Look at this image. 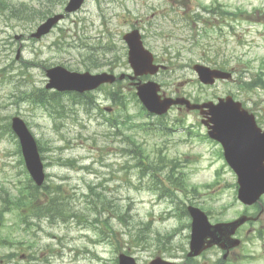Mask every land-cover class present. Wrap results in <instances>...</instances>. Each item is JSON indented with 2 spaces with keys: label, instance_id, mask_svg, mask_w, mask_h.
Here are the masks:
<instances>
[{
  "label": "rangeland",
  "instance_id": "obj_1",
  "mask_svg": "<svg viewBox=\"0 0 264 264\" xmlns=\"http://www.w3.org/2000/svg\"><path fill=\"white\" fill-rule=\"evenodd\" d=\"M4 1L26 2L31 9L49 2ZM52 1L53 13H59L69 0ZM218 7L237 14H221ZM43 20L10 16L0 1V211L6 206L0 264H117L120 252L140 264L160 254L179 263L218 264L222 250L186 259L187 207H202L212 222L237 218L243 207L237 175L221 145L206 138L200 114L173 107L164 116L153 115L129 80L94 91L93 107L70 94L53 97L46 68L132 73L123 36L137 27L145 45L169 65L155 76L162 93L175 95L185 82L181 93L201 101L231 94L264 128V88L239 87L243 76L264 78V0H86L49 34L32 38ZM227 59L235 80L200 82L195 63L216 67L213 63ZM43 88L48 101L36 102L31 95ZM113 90L123 93L121 105L112 99ZM16 115L44 148L46 185L63 192L70 211L65 219L30 216L27 225L20 217L28 209L15 201L35 190L11 129ZM141 148L150 154L142 160L149 167L159 162L158 171L139 165ZM91 186L100 196L92 195ZM255 226L262 233H250L251 243L237 250L238 264H264V217ZM167 235L170 240H161Z\"/></svg>",
  "mask_w": 264,
  "mask_h": 264
},
{
  "label": "water",
  "instance_id": "obj_2",
  "mask_svg": "<svg viewBox=\"0 0 264 264\" xmlns=\"http://www.w3.org/2000/svg\"><path fill=\"white\" fill-rule=\"evenodd\" d=\"M85 0H70L65 8L66 12H73L82 7ZM65 17V13H57L43 22L33 37L41 38ZM124 38L129 44V62L134 70L131 79H136L144 74H156L160 65L154 63L153 53L145 48L142 35L138 29L127 33ZM163 68H166L163 66ZM194 68L199 73L200 79L207 84H213L216 78L230 79L232 73L213 69L204 64L197 63ZM50 78L47 88H55L60 91L74 90L85 92L94 90L104 83H113L117 75L109 72L91 73L71 71L62 65H56L47 69ZM125 73L119 75L124 79ZM137 94L144 105L153 113L164 114L174 104H186L188 109H201L209 117L213 125H210L212 137L222 142L225 156L229 164L238 175L240 200L248 204L257 201L264 193V131L257 124L255 115L243 108L239 101L232 96L221 98L218 104L207 102L204 104L192 103L185 97H164L159 94L160 85L154 80L135 82ZM208 107L209 111L204 110ZM209 124V121L204 120ZM12 128L19 137L27 168L37 183L41 186L46 180L45 166L42 160L38 143L30 131L26 122L15 116L12 120ZM193 218L192 234L189 256H197L214 243L225 240L230 246L239 244L238 239H231L237 228L246 220L241 217L232 222L211 224L207 214L199 207L189 206ZM0 220V226H1ZM120 264H138L133 256L122 253ZM150 264H175L174 262L157 257Z\"/></svg>",
  "mask_w": 264,
  "mask_h": 264
},
{
  "label": "trees",
  "instance_id": "obj_3",
  "mask_svg": "<svg viewBox=\"0 0 264 264\" xmlns=\"http://www.w3.org/2000/svg\"><path fill=\"white\" fill-rule=\"evenodd\" d=\"M5 7H7L10 16H14V17H20V18H25V19H36V18H46L48 15L53 13V8L55 7V3L52 0H48L49 2H47L46 4H40V7L35 8L33 7L31 9V4L26 3V2H22L19 6L18 5H14L11 4L10 2H5L4 0H0ZM220 8V7H218ZM221 9V8H220ZM215 9H212L211 12H215ZM222 10V9H221ZM242 11V10H241ZM228 14V15H236L237 13H232L229 11H221V14ZM230 64L229 59L227 60H222L220 62H216L215 65L219 66L221 68H227ZM258 86H262L264 88V78L263 76H254L252 77L250 80H244L242 77L241 83L239 84V87L242 89H246V90H252ZM113 95H116V101H118L119 103L122 102V95L119 92V90H116V92H111ZM37 95H31L32 98H34V100H36V102H41V103H46L48 101L47 97H46V91L45 89H40V91L38 93H36ZM61 93L60 92H53L52 96H60ZM85 102L87 104H92L93 103V99H86ZM42 149V147H41ZM141 152H143V154L138 155V158L140 159L139 165L142 166L143 170L146 171L147 168H150L152 170V172H156L158 171V167H159V162L158 163H153L152 165H150V167L142 160L143 157H145V159L150 156V154H144L145 149L141 148ZM31 187L32 189H34L35 191L31 192V190L28 193H24L22 192L21 195L17 198V200L15 201V206H17L20 209H28L27 213H21L20 217L22 219V221L24 223H26L27 225H31L32 223L30 222L28 224V217L32 216L34 218H40V217H49V218H57V217H61L63 219H65L68 215H69V208L66 202V198L64 197L63 192H61L60 190H56V192L52 195L51 193L44 192L42 193L43 195H39L40 193V188L36 187L35 185H33L32 183ZM44 189L48 190L50 187L48 185L43 187ZM60 189V187H58ZM30 189V188H29ZM91 191H92V195H96V196H100V193H97L95 191V187L91 186L90 187ZM34 199V200H33ZM33 200V201H32ZM94 204H96V202H93ZM97 210V208L95 209ZM82 217H84L83 215H81ZM1 218H3V215L0 216ZM95 222H100L99 218L95 219ZM108 224V223H107ZM34 226H37L35 224H33ZM102 230V229H101ZM141 231H143V229H141ZM26 264H32L30 263H26Z\"/></svg>",
  "mask_w": 264,
  "mask_h": 264
},
{
  "label": "flooded vegetation",
  "instance_id": "obj_4",
  "mask_svg": "<svg viewBox=\"0 0 264 264\" xmlns=\"http://www.w3.org/2000/svg\"><path fill=\"white\" fill-rule=\"evenodd\" d=\"M158 61V60H157ZM159 62V61H158ZM174 93H180L179 89H176ZM181 94V93H180ZM183 111V109H180ZM242 211L240 215L243 217L249 218L244 224H242L236 232L238 238L241 239V243L238 247H232L230 249H224L221 246L214 245L211 246L209 249L205 250L200 256L196 258H192L193 260L198 259L204 256L209 250H222L223 251V258L219 260L218 264H238L239 262V255L237 250L238 249H246L247 244L251 243L250 240L254 234L261 235L262 231L255 226L256 223H259L260 220L264 217V200L261 199L260 202L247 205L245 203L242 204ZM253 232V235L250 233ZM187 262H185L186 264Z\"/></svg>",
  "mask_w": 264,
  "mask_h": 264
}]
</instances>
